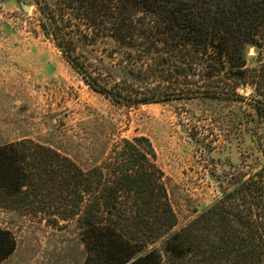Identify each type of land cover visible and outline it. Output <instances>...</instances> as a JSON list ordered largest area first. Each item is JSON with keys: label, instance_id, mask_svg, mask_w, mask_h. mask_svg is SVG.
Segmentation results:
<instances>
[{"label": "trees", "instance_id": "trees-1", "mask_svg": "<svg viewBox=\"0 0 264 264\" xmlns=\"http://www.w3.org/2000/svg\"><path fill=\"white\" fill-rule=\"evenodd\" d=\"M34 2L43 36L54 42L95 92L131 104L180 95L176 90L153 89L129 100L131 96L117 84L110 90L99 84L82 61L80 48L110 40L133 65L143 64L139 70L149 69L159 79L158 86L168 83V77L196 79L199 87L183 96L239 99L236 89L250 87L253 109L264 122V0ZM247 47L258 54L252 68L246 64ZM222 80L233 82L230 92L218 90ZM47 185L66 202L64 213L76 212L86 251L84 264H162L154 250L139 254L176 226L163 172L148 138L115 141L106 158L88 170L32 140L0 145V207H7L11 199L24 205L30 189L37 188L38 195ZM122 224L132 225L137 236L123 234ZM198 224L205 226L203 232ZM143 236L147 239L141 240ZM15 247L12 233L0 229V262ZM164 250L173 261L193 258L191 264H264V167L233 181L201 217L172 233Z\"/></svg>", "mask_w": 264, "mask_h": 264}, {"label": "rangeland", "instance_id": "rangeland-1", "mask_svg": "<svg viewBox=\"0 0 264 264\" xmlns=\"http://www.w3.org/2000/svg\"><path fill=\"white\" fill-rule=\"evenodd\" d=\"M39 20L34 0H0V145L32 140L88 170L106 158L115 141L148 138L176 226L139 254L154 250L162 264H191V257L171 260L165 240L215 205L233 181L264 167V122L253 109L252 89L237 88L239 99L189 98L183 94L199 87L192 77H168V83L158 86L149 69L139 70L143 64L133 65L112 41L81 47L82 61L99 84L109 90L117 84L129 100L153 89L180 93L149 104L118 102L91 89L43 36ZM257 56L254 47H247L248 68L256 66ZM222 81L218 90L230 92L233 82ZM59 196L47 185L38 195L37 188L29 190L28 205L11 199L0 207V229L9 230L16 242L0 264H84L76 212L64 213L66 202ZM130 226L122 224L121 232L136 237ZM204 227L197 228L203 232Z\"/></svg>", "mask_w": 264, "mask_h": 264}, {"label": "water", "instance_id": "water-1", "mask_svg": "<svg viewBox=\"0 0 264 264\" xmlns=\"http://www.w3.org/2000/svg\"><path fill=\"white\" fill-rule=\"evenodd\" d=\"M22 8H23V10L26 11V12L29 10V7L24 6V5H22Z\"/></svg>", "mask_w": 264, "mask_h": 264}]
</instances>
